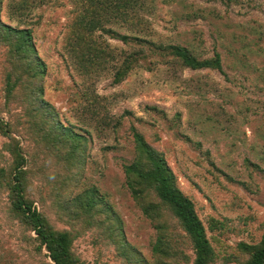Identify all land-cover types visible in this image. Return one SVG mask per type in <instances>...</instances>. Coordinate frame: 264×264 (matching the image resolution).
<instances>
[{
	"label": "rangeland",
	"instance_id": "obj_1",
	"mask_svg": "<svg viewBox=\"0 0 264 264\" xmlns=\"http://www.w3.org/2000/svg\"><path fill=\"white\" fill-rule=\"evenodd\" d=\"M8 4L9 0L3 1L0 20L13 28H30L35 50L45 64L44 99L62 124L73 126L86 138L81 186L74 194L97 188L119 218L128 244L150 257L155 230L126 189L122 170L133 158L134 127L164 155L178 187L192 201L217 252V264H223L222 258L232 253L236 243L261 239L264 0L227 5L223 0H154L145 15L148 23L136 34L155 43L186 47L199 59L211 58L216 51L223 73L162 64L160 56L147 54L119 84L111 78L115 60L85 78L78 77L70 65L63 43L73 1L44 0L22 23L11 16ZM113 28L128 33L119 25ZM94 36L108 43L114 55L130 51L98 32ZM4 53L0 46V101ZM84 92L90 95L88 99L97 96L100 102L102 123L98 126L77 107L81 96L85 101ZM32 197L41 210L39 191ZM48 216L57 226L64 225L53 211ZM211 220L219 224L214 231L209 229ZM17 236L15 224L0 204V251L6 259L26 257ZM73 247L86 264H122L114 250L104 249L90 231L80 235ZM33 259L40 262V257Z\"/></svg>",
	"mask_w": 264,
	"mask_h": 264
},
{
	"label": "trees",
	"instance_id": "obj_2",
	"mask_svg": "<svg viewBox=\"0 0 264 264\" xmlns=\"http://www.w3.org/2000/svg\"><path fill=\"white\" fill-rule=\"evenodd\" d=\"M70 1L72 16L63 48L80 78L104 70L115 60L111 78L113 84H119L147 54L160 56L162 64L173 62L191 70L223 73L216 51L211 58L199 59L186 47L155 43L136 34L148 23L145 15L154 0ZM238 1L223 0L226 5ZM42 5L44 0H9L8 7L11 16L22 23L34 7ZM114 25L130 34L114 29ZM97 32L130 51L114 55L108 43L96 40ZM32 39L30 28H13L0 20V46L5 50L0 101V204L16 226L19 249L26 252L24 259H6L0 251V264H86L73 246L88 231L96 235L104 249H113L122 264H217V252L192 201L178 187L164 155L134 127L133 158L122 170L126 189L155 230L150 257L145 258L128 244L119 218L97 188L74 194L81 186L87 141L73 126L62 124L54 107L44 99L46 67ZM83 97L87 103L81 96L77 107L100 125L97 96L90 100L84 92ZM35 190L44 206L41 210L34 206ZM51 211L63 226L51 220ZM210 224L211 231L219 225L215 220ZM34 257H40V262ZM222 261L264 264V231L257 243H236Z\"/></svg>",
	"mask_w": 264,
	"mask_h": 264
}]
</instances>
